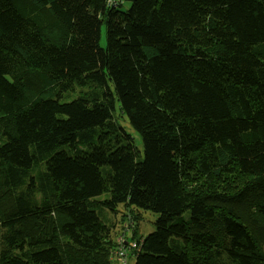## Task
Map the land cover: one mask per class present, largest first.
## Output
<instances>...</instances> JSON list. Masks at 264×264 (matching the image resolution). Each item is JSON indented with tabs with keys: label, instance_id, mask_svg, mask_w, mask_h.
<instances>
[{
	"label": "trees",
	"instance_id": "trees-1",
	"mask_svg": "<svg viewBox=\"0 0 264 264\" xmlns=\"http://www.w3.org/2000/svg\"><path fill=\"white\" fill-rule=\"evenodd\" d=\"M119 250L264 264V0H0V264Z\"/></svg>",
	"mask_w": 264,
	"mask_h": 264
},
{
	"label": "rangeland",
	"instance_id": "rangeland-1",
	"mask_svg": "<svg viewBox=\"0 0 264 264\" xmlns=\"http://www.w3.org/2000/svg\"><path fill=\"white\" fill-rule=\"evenodd\" d=\"M129 7V3L126 2L123 6V9H126ZM100 42L102 45L105 44V30L104 28L102 29V34H101V39ZM115 117L118 120V122L128 131L133 135L134 138V151H135V155L137 158L142 157L143 156V146H142V141H141V137L140 135L131 128L130 124L128 123L127 119L125 116H121L119 113V105H117L116 107V111H115ZM109 196L108 193H105L103 195H100V198L104 199L107 198ZM127 212V208L121 204L118 207V213L113 217V220L116 221V231L115 232H119L122 233L123 229V223H128L129 222V217L128 220L123 217V215H125ZM133 214V213H131ZM141 220L139 223V228H138V236H146L147 234H149L150 232L154 231L156 226H155V220L157 219L158 214L151 212V211H142L141 214ZM116 218H119V220H117ZM133 224V223H132ZM137 225V222L135 223ZM122 229V230H121ZM117 234V233H116ZM120 237V236H119ZM132 239V232L130 229L127 230V240L131 241ZM128 243L126 241H124V243L121 245L122 249L127 247ZM131 247H133V243H131ZM127 251H129V249H127ZM131 252V250H130ZM123 264H125L126 262H122ZM135 263V256H130V259L128 261V264H134Z\"/></svg>",
	"mask_w": 264,
	"mask_h": 264
},
{
	"label": "built area",
	"instance_id": "built-area-1",
	"mask_svg": "<svg viewBox=\"0 0 264 264\" xmlns=\"http://www.w3.org/2000/svg\"><path fill=\"white\" fill-rule=\"evenodd\" d=\"M133 247H136V244L133 242ZM116 253L119 254V256H121L124 260L123 262H126L125 259H126V255L124 254V251L122 250H119V251H116Z\"/></svg>",
	"mask_w": 264,
	"mask_h": 264
}]
</instances>
